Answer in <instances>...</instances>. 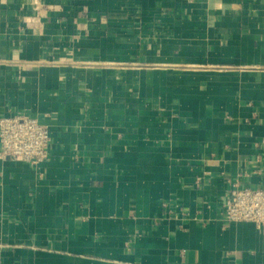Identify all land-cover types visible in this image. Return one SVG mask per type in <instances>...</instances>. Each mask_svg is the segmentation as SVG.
Returning <instances> with one entry per match:
<instances>
[{
    "label": "crops",
    "instance_id": "obj_1",
    "mask_svg": "<svg viewBox=\"0 0 264 264\" xmlns=\"http://www.w3.org/2000/svg\"><path fill=\"white\" fill-rule=\"evenodd\" d=\"M51 129L0 157V264H264L227 222L264 188V0H0V117Z\"/></svg>",
    "mask_w": 264,
    "mask_h": 264
},
{
    "label": "built area",
    "instance_id": "obj_2",
    "mask_svg": "<svg viewBox=\"0 0 264 264\" xmlns=\"http://www.w3.org/2000/svg\"><path fill=\"white\" fill-rule=\"evenodd\" d=\"M51 129L37 118L14 114L0 117V157L39 164L50 154ZM227 222H254L264 228V188L234 186L224 203Z\"/></svg>",
    "mask_w": 264,
    "mask_h": 264
}]
</instances>
